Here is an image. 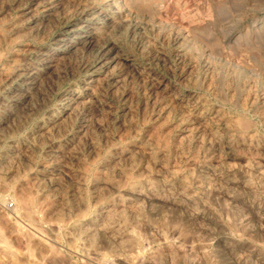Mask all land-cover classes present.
Segmentation results:
<instances>
[{
	"label": "rangeland",
	"instance_id": "1",
	"mask_svg": "<svg viewBox=\"0 0 264 264\" xmlns=\"http://www.w3.org/2000/svg\"><path fill=\"white\" fill-rule=\"evenodd\" d=\"M79 2L0 0V264H264V0Z\"/></svg>",
	"mask_w": 264,
	"mask_h": 264
},
{
	"label": "clouds",
	"instance_id": "2",
	"mask_svg": "<svg viewBox=\"0 0 264 264\" xmlns=\"http://www.w3.org/2000/svg\"><path fill=\"white\" fill-rule=\"evenodd\" d=\"M94 0H80L79 3L75 4V7H70L69 9L76 14L81 11H87L92 8ZM143 7L139 3V0H124L123 6L118 9L120 13V17L116 19H111L109 22V28L101 29L98 32L99 40L105 43L109 48V51L113 53V57L117 55V53H122L121 47L115 42L116 40H130L135 42V37L132 35V32H128L127 30L132 29L133 24L135 23V18L139 12V10ZM71 13L69 10L64 13L62 19L70 17ZM243 19V14L240 16Z\"/></svg>",
	"mask_w": 264,
	"mask_h": 264
},
{
	"label": "bare ground",
	"instance_id": "3",
	"mask_svg": "<svg viewBox=\"0 0 264 264\" xmlns=\"http://www.w3.org/2000/svg\"><path fill=\"white\" fill-rule=\"evenodd\" d=\"M10 41V40H9ZM14 43V42H13ZM13 46V45H12ZM9 48V47H8ZM0 52H1V50H0ZM50 68V67H49ZM34 73V72H33ZM29 80V79H28ZM38 82V81H37ZM31 98V97H30ZM246 119V118H245ZM245 119L243 120V121H245ZM246 122V121H245ZM239 123H240V121H239ZM236 125V124H235ZM240 126H242V125H240ZM131 176V175H130ZM129 176V177H130ZM135 177V176H134ZM26 178V177H25ZM28 181V180H27ZM33 186V185H32ZM208 187V186H207ZM116 188V187H115ZM38 189V188H37ZM130 189V188H129ZM34 190V189H33ZM40 191V190H39ZM26 194V193H25ZM44 195V194H43ZM29 196V195H28ZM104 197V196H103ZM6 199V198H5ZM20 200V199H19ZM25 201H26V199H24ZM34 200V199H33ZM109 200V199H108ZM18 202V201H17ZM16 202V203H17ZM42 202V201H41ZM41 202H40V204H41ZM47 202V201H46ZM28 203V202H27ZM98 203V202H97ZM122 203V202H121ZM26 204V203H25ZM18 205V204H17ZM23 205V204H22ZM7 206V205H6ZM1 207V206H0ZM29 207V206H28ZM114 207V206H113ZM122 207V206H121ZM133 207V206H132ZM17 209V208H16ZM22 209H24V208H22ZM25 209H27V207L25 208ZM137 209V208H136ZM29 210V209H28ZM105 210V209H104ZM26 211V210H25ZM34 211V210H33ZM38 211H39V209H38ZM41 211H42V209H41ZM143 211V210H142ZM30 212V211H29ZM104 212V211H103ZM9 213H11V212H9ZM85 213V212H84ZM113 213V212H112ZM138 213H140V212H138ZM19 214V213H18ZM122 214V213H121ZM133 214V213H132ZM22 215H24L25 216V214H22ZM27 215H29V214H27ZM105 215V214H104ZM110 215V214H109ZM116 215V214H115ZM108 216V215H107ZM129 216V215H128ZM139 216V215H138ZM57 217V216H56ZM114 217V216H113ZM46 218V217H45ZM84 218V217H83ZM59 219H61V218H59ZM68 219V218H67ZM107 219V218H106ZM124 219V218H123ZM24 220V219H23ZM129 220V219H128ZM36 221V220H35ZM54 221V220H53ZM71 221V220H70ZM81 221V220H80ZM106 221V220H105ZM112 221V220H111ZM131 221V220H130ZM136 221V220H135ZM134 221V222H135ZM28 222V221H27ZM82 222V221H81ZM96 222V221H95ZM127 222V221H126ZM137 223V222H136ZM234 223V222H233ZM83 224V223H82ZM107 224V223H106ZM105 224V225H106ZM135 224V223H134ZM112 225V224H111ZM130 225V224H129ZM140 225H141V223H140ZM139 225V226H140ZM157 225V224H156ZM22 226V225H21ZM20 226V227H21ZM60 226V225H59ZM20 227L18 226V228L14 231V232H16V234H15V236L17 235V236H20L21 234L20 233H22L21 232V230L22 229H20ZM34 227H36L35 225H34ZM40 227V226H39ZM89 227V226H88ZM103 227V226H102ZM132 227H133V225H132ZM135 227V226H134ZM43 228V227H42ZM53 228V227H52ZM56 228V227H55ZM74 228V227H73ZM81 228V227H80ZM121 228V227H120ZM240 228V227H239ZM244 228V227H243ZM25 229V228H24ZM132 229V228H131ZM44 230V229H43ZM81 230V229H80ZM119 230V229H118ZM23 231V230H22ZM41 231V230H40ZM97 231V230H96ZM119 231H121V230H119ZM236 231V230H235ZM245 231V230H244ZM13 232V233H14ZM32 232V231H31ZM30 232V233H31ZM44 232V231H43ZM75 232V231H74ZM95 232V231H94ZM130 232V231H129ZM141 232V231H140ZM139 232V233H140ZM12 233V232H11ZM37 233H38V231H37ZM35 234V233H34ZM39 234V233H38ZM93 234V233H92ZM116 234V233H115ZM79 235V234H78ZM83 235V234H82ZM132 235V234H131ZM29 236H30V234H29ZM28 236V237H29ZM36 236V235H35ZM40 236V235H39ZM90 236V235H89ZM121 236V235H120ZM128 236V235H127ZM4 237V236H3ZM27 237V236H26ZM73 237V236H72ZM16 238V237H15ZM30 238V237H29ZM37 238H39V240L40 241H44V239L42 240V239H40V238H42V237H38L37 236ZM37 238H36V240H37ZM82 238V237H81ZM4 239V238H3ZM6 239V238H5ZM95 239V238H94ZM122 239H124V238H122ZM11 240V239H10ZM28 240V239H27ZM31 240V239H30ZM114 240V239H113ZM119 240H120V238H119ZM165 240V239H164ZM178 240V239H177ZM111 241V240H110ZM1 242V241H0ZM4 242V241H3ZM20 242V241H19ZM28 242V241H27ZM31 242H33L32 240H31ZM36 242V241H35ZM93 242V241H92ZM113 242V241H112ZM2 243V242H1ZM46 243V242H45ZM47 243H49V242H47ZM95 243V242H94ZM129 243V242H128ZM9 244H11V243H9ZM8 244V245H9ZM5 245V244H4ZM12 245V244H11ZM31 245V244H30ZM33 245V244H32ZM53 245V244H52ZM111 245V244H110ZM1 246V245H0ZM6 246V245H5ZM5 246H3V247H5ZM25 246H27V245H25ZM48 246H49V244H48ZM109 246V245H108ZM136 246V245H135ZM15 248V247H14ZM18 248V247H17ZM23 248V247H22ZM47 248V247H46ZM89 248V247H88ZM117 248V247H116ZM129 248V247H128ZM5 249V248H4ZM9 249V248H8ZM26 249V248H25ZM33 249H34V247H33ZM53 249H54V247H53ZM59 249V248H58ZM103 249V248H102ZM14 250V249H13ZM29 250V249H28ZM95 250V249H94ZM136 250V249H135ZM3 251V250H2ZM15 251H17V250H15ZM14 251V252H15ZM26 251V250H25ZM47 251H48V249H47ZM50 251V250H49ZM54 251V250H53ZM11 252H13L12 250H11ZM11 252H9V253H11ZM18 252V251H17ZM32 252H33V250H32ZM35 252V251H34ZM56 252V251H55ZM59 252V251H58ZM129 252H131L130 250H129ZM129 252H127V253H129ZM137 252V251H136ZM3 253V252H2ZM1 253V254H2ZM31 253V252H30ZM29 253V254H30ZM52 253V252H51ZM119 253V252H118ZM123 253V252H122ZM126 253V254H127ZM8 254V253H7ZM16 254V253H15ZM125 254V253H124ZM9 255H12V254H9ZM18 255V254H17ZM47 255V254H46ZM45 255V256H46ZM54 254H52V256H53ZM98 255V258L101 260V261H105L106 260V258H105V256L103 255V254H101L100 252L97 254ZM129 255V254H128ZM136 255V254H135ZM14 256H16V255H13V257ZM19 256H23V255H19ZM26 256V255H25ZM32 256V255H31ZM34 256V255H33ZM41 256H42V254H41ZM90 256V255H89ZM113 256V255H112ZM134 256V255H133ZM132 256V257H133ZM190 257H191V255H190ZM3 258V257H2ZM31 258V257H30ZM35 258V257H34ZM34 258H32V259H34ZM43 258H44V256H43ZM134 258V257H133ZM12 259V258H11ZM11 259H9L10 261H11ZM19 259H20V257H19ZM22 259H24V258H22ZM46 259H48V258H46ZM96 259V258H95ZM121 259V258H120ZM125 259H126V257H125ZM130 259H131V255H130ZM140 259V261H141V258H139ZM14 260H16V259H14ZM18 260V259H17ZM27 260V259H26ZM29 260V259H28ZM37 260V259H36ZM41 260V259H40ZM39 259H38V261H40ZM52 260H54V259H52ZM58 260H60V259H58ZM111 260V259H110ZM132 260V259H131ZM128 261V260H127ZM137 260L134 258L133 260H132V262H136ZM6 262V261H5ZM29 262H31V261H29ZM35 262V261H34ZM34 262H33V264H34ZM50 262V261H49ZM96 262V261H95ZM107 262V261H106ZM123 262V261H122ZM15 263V262H14ZM18 263V262H17ZM22 263V262H21ZM36 263H37V261H36ZM90 263V262H89ZM99 263V262H98ZM125 263H126V261H125ZM128 263H129V261H128ZM137 263H139V261L137 262ZM19 264V263H18ZM53 264V263H52ZM140 264V263H139ZM150 264V263H149Z\"/></svg>",
	"mask_w": 264,
	"mask_h": 264
},
{
	"label": "built area",
	"instance_id": "4",
	"mask_svg": "<svg viewBox=\"0 0 264 264\" xmlns=\"http://www.w3.org/2000/svg\"><path fill=\"white\" fill-rule=\"evenodd\" d=\"M10 206H12V204H10Z\"/></svg>",
	"mask_w": 264,
	"mask_h": 264
}]
</instances>
